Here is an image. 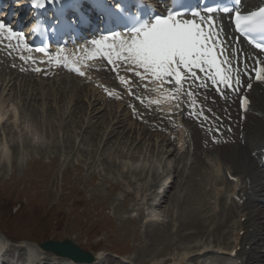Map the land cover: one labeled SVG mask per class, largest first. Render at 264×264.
I'll use <instances>...</instances> for the list:
<instances>
[{
    "label": "rangeland",
    "instance_id": "obj_1",
    "mask_svg": "<svg viewBox=\"0 0 264 264\" xmlns=\"http://www.w3.org/2000/svg\"><path fill=\"white\" fill-rule=\"evenodd\" d=\"M11 65L0 58L1 102L9 108L0 120V237L11 239L12 253L20 252L23 258L22 245L69 238L93 254L100 250L97 264H135L134 256L140 263L159 257L163 264L166 257L179 261L186 256L185 248L196 243L209 244V261L227 256L217 255L216 249L227 245L223 237L234 239L237 228L231 226L247 210L229 209L234 200L228 193L219 199L210 186L213 175L218 187L230 186L211 151L201 153L188 140L173 155L174 137L167 142L163 134H169L132 118L125 104L108 102L91 84L18 73ZM21 112L33 119L29 125ZM5 145L10 161L2 159ZM262 179L259 176L258 183L264 184ZM161 180L165 185L175 180L163 200L155 190ZM192 183L196 190L190 189ZM200 198L209 202L211 213H218L208 223V229H214L204 237L201 232L207 225L203 222L199 228L189 222L202 219L206 201L200 203ZM185 204L192 206L190 216L183 210ZM258 207L263 203L256 201L248 209ZM263 219L258 229L264 237ZM154 229L163 231L161 238H152ZM192 230L194 235H187ZM247 249L264 260L263 244L251 242ZM198 252L193 248L189 256L204 260ZM128 255L131 261L124 262ZM196 260L191 259L193 264ZM236 261L241 259L229 260Z\"/></svg>",
    "mask_w": 264,
    "mask_h": 264
},
{
    "label": "bare ground",
    "instance_id": "obj_2",
    "mask_svg": "<svg viewBox=\"0 0 264 264\" xmlns=\"http://www.w3.org/2000/svg\"><path fill=\"white\" fill-rule=\"evenodd\" d=\"M3 33H6V32L0 31V37L3 36ZM7 37H8V34L6 35V37L4 35L3 39L6 40ZM5 42H6V44H8L9 41H5ZM3 43H4V41H2L1 44H3ZM17 48H19L20 52L23 54L25 60L35 62V60L38 61L39 58L43 59L42 57L36 55L34 52L29 50L21 41L17 42ZM95 52H96V50H95L94 46H93L92 49H90L86 45L85 46H79L77 49L73 50V52H72L70 57H63L62 61H61V64L62 63H64V64L68 63L69 64L70 60H74L77 63H81V62H83L86 59H94L93 55L95 54ZM67 77H69V78H71L73 80H79L80 81L79 83H81V86L86 87L85 85L82 84V82H81L82 79H78L77 77H74L73 75H71V76L65 75L62 78L65 79ZM64 82H66V81H64ZM94 90H97V88L95 87ZM99 92H100V90H99ZM2 93L0 91V120H3V118H5V116L9 112V108H5L4 109V105L1 102ZM251 97H252L253 103H252V106H251V111L248 113L247 119L244 122H242V121L238 122V124H235L234 120L232 122H230V121L228 122V124L231 125L232 128H233V132L231 133V134H233L232 137L234 139H236L237 141H234V139H233V140H231V142L226 143V144L225 143L214 144V143L211 142L210 136L207 134L206 129L204 127H202L201 125H195L194 128H192V143H193V145L195 144V147L201 153L209 152V151L212 152L213 150L214 151L216 150V152H217V154H219V156L217 155V157H216L214 155L213 158L217 161V158L219 157V159L224 162V164H225L224 165L225 166L224 170H226L225 171L226 175H227V171H228L230 174L238 177L239 181L242 180V179L245 180V185L241 186L239 189H237L235 187H232L230 189V191L233 194H235L236 196H239L241 199H243V198H247V200L250 199V202H249L248 205H246V204L239 205V204L235 203L234 205H230L228 207L229 209L230 208L233 209L234 212H236L235 209H234V206L238 210L241 209V211H239L241 213H243L245 210H247L246 214L245 213L241 214V216H243V215L246 216L245 221L242 222L241 216H240L239 220L235 223V225L232 224V226H231V228H237L238 227L239 231L241 229H245V235L240 236L239 232H235L234 233V239L230 241V240H227V236H226L227 233H225L226 237H223V241L222 242L226 243L227 245L225 247L218 246L217 249L218 248L219 249H223V252H227L229 250L230 256H232L233 251H236V255L235 256L238 257V258H241L242 262L243 261H246V262L259 261L260 263H258V264H264V260H262L261 257H259V259H258V256H257L256 252H253L251 250V252H253L254 254L256 253V256L252 257V253L247 252V249H246V246L249 243H251V242H255L257 244H263L264 245V240H263L264 237L262 236L263 231L261 232L258 229V225H260V223L262 222L263 216H264V201H263L264 184L258 183V179H259V176L264 174V170H263V167L260 165L259 161L256 160V156L254 155V151L257 150V148L262 146V144L264 143V87H263V85H259V84L255 85L253 90H252V92H251ZM111 103H115V102H111ZM219 103L220 102H218V104ZM226 106L230 107L229 110L235 116L236 108H235V106L233 104L230 105V103H224V104L220 103V106H215L216 107L215 109L221 110V108H222L223 112L227 113V111L225 110ZM11 109H13V108H11ZM11 109H10V111L13 112V110H11ZM14 112H16V111H14ZM13 115H14V119L16 120L17 115H18L17 112L15 114H13ZM25 115H23V113L21 112V116H22L21 119L24 120L23 121L24 124H25V122H26V124L30 123V121L33 120V119L29 117L30 115L29 116H27V114H25ZM27 125H29V124H27ZM30 128H31V126H30ZM29 132H30V130H29ZM179 133L182 135L184 133V131H181V132L179 131ZM27 134L29 135L30 133H27ZM163 135H164V138L166 137L165 140L167 142L169 141L171 143V139L169 137H167L165 134H163ZM243 140H244V143H243ZM177 143H178V140H177ZM210 144L212 146H210ZM181 147L182 146L174 147V149L172 148L173 149V151H172L173 153L171 152V154H173V155L177 154L181 150ZM9 154H10L9 153V148L7 149L6 145H5V147H4L3 151H2V159L4 158V160L10 161L11 157L9 158ZM218 164H220L219 161H218ZM171 179H172V177H171ZM216 179H217V177L215 175H213L212 176V184L210 186H212V188L216 189L217 197L219 199H222L224 197L225 192L222 189L218 188V183L219 182ZM160 183H162V180L159 181L155 185L156 186L155 189L158 188ZM165 183H166L165 181L162 183V189H161L162 193H164V191H165L164 190ZM190 189L191 190H196L197 189V185H194V183H192ZM206 191H207V189H206ZM169 192H170V190L168 188V192H167V194H166V196L164 198H167ZM193 194H196L194 196H197V193H193ZM159 195H160V193H159ZM250 197L253 198V201L251 200ZM203 200H205V199H201L200 198L199 202L202 203ZM256 201L259 202V203H263V207H258L259 209H257V210L248 209V207L250 205H252V203H254ZM155 202H156V200H155ZM208 203H209L208 201L204 202L205 206L202 208V211H200L202 213V219L197 217V219H198L197 222H195V220L193 221V219L189 220V222H191V223H197L199 225V228H200V226H201V224L203 222H204L203 226L207 225L202 230L203 232L198 231L199 233L200 232L202 233L201 235H203V237L205 235L208 236L209 235V231L214 229V228H210V230H209L208 229V225H209L208 223H209V221L214 219L216 217V215H218V213L215 212V211L212 212V213L210 212V206H209ZM153 205H154V201H153ZM195 205H196V203H195ZM194 207H196V206H194ZM191 209H192L191 205H189V204L186 205L185 204V207H184L183 210H184V212H187V215L190 216L191 213H192ZM206 211H207V213L203 214ZM221 212H223V208L221 209V211L219 213H221ZM196 213H198V212H196ZM226 214H227V218H228L229 211L226 212ZM260 217H262V219ZM223 224H225V223H223ZM236 224H237V226H236ZM215 226L218 227V228L219 227H223L222 225L219 226L218 224H216ZM221 230L222 229L218 230V232L220 233ZM162 233H163V231H157V229H154L153 230V234L151 233L152 234V238L153 239L155 237L161 238V236H159V234L162 235ZM167 233H168V231H167ZM194 233H195V230H192L187 235L191 236V235H194ZM148 236H150V234ZM6 240L9 241V239H7V238L3 239V238L0 237V245L3 244V241H6ZM238 245L241 246L240 250H237V246ZM23 247H24V249H23ZM34 247L35 246H30L29 260H31V262H32L31 264H34L33 262H42V261H48L50 264H53V262L51 260H55V261L56 260H62V264H70V262H71L70 258L67 257V256L55 255L53 252L45 250V249H42V248L38 249L39 252L37 254L36 251H33ZM25 248H26V246L22 245V250L23 251L25 250ZM193 248L195 250H199V252H198L199 256H202L200 254H204V257H203L204 260L199 261L197 256L195 257V254H193L191 257L189 256V254H191ZM185 250H186L185 258L181 259L180 261H178V262H176L174 264H193L192 263L193 261H191L192 258H195V260L197 258V260L195 262H197V263L201 262L200 264H208V263H210L206 259L207 258L206 254L208 252H210V250H211L210 247H209V244L196 243L193 247L185 248ZM256 250H258V248ZM2 253H3V251L0 249V254H2ZM134 258H135V256H134ZM134 258H132V259L134 260L135 264H163L161 262L162 261V257L154 258L153 260H151V261L149 260L146 263H142V262L140 263L139 261H137L136 258L135 259ZM166 258H165L166 261L165 260L163 261V262H165L164 264H167L166 262L171 260V258H168V259H166ZM17 259L20 262V261L25 260L26 258L25 257L22 258L20 256V254H18ZM160 259H161V261H160ZM220 259L222 260L224 258L221 257ZM220 259H218V260H220ZM126 260H129V262L131 261L129 255H128ZM229 260H231V259L226 257L225 260L222 261V263L223 264H231V263H229ZM11 261L12 260L8 261V264H12ZM1 264H3V262ZM73 264H90V263L75 262ZM109 264H112V263H109ZM114 264H116V263L114 262ZM211 264H216V262H211Z\"/></svg>",
    "mask_w": 264,
    "mask_h": 264
},
{
    "label": "snow or ice",
    "instance_id": "obj_3",
    "mask_svg": "<svg viewBox=\"0 0 264 264\" xmlns=\"http://www.w3.org/2000/svg\"><path fill=\"white\" fill-rule=\"evenodd\" d=\"M213 24V18L209 16L208 28L205 30L202 24H197L194 20H180L169 12L166 16H156L150 25L133 29L135 34L130 40L112 34L93 39L91 44L97 54L107 58L109 64L115 65L122 61L134 65L135 69H142V72L135 71V75L141 80L151 76L161 83L170 82L175 86L172 91L174 97L189 80L199 81L198 72L214 73L211 76L214 85L223 84L230 91H239L240 80L233 78L232 67L228 62L220 59L223 48L217 49L216 37L212 32ZM234 25L240 32L264 31V6L246 15L237 12ZM0 31L7 32L9 37L23 39L22 34L13 32L10 27L6 28L4 23H0ZM256 47L264 50V45L256 44ZM75 71L81 76L84 75L79 67ZM129 71H133V68L130 67ZM254 72L257 80H264V66H257ZM120 81L126 83L123 76ZM188 87L191 88V84ZM248 87L250 89L251 85ZM186 94L193 96L192 91H187ZM248 103L246 96L240 97L242 110L247 108ZM192 107L195 108L194 102ZM216 131L219 133V129Z\"/></svg>",
    "mask_w": 264,
    "mask_h": 264
},
{
    "label": "water",
    "instance_id": "obj_4",
    "mask_svg": "<svg viewBox=\"0 0 264 264\" xmlns=\"http://www.w3.org/2000/svg\"><path fill=\"white\" fill-rule=\"evenodd\" d=\"M46 248L52 249L55 252L70 255L76 260L80 261H92L93 257L90 253L84 251L80 246L72 242L71 240L58 241H47L43 244Z\"/></svg>",
    "mask_w": 264,
    "mask_h": 264
}]
</instances>
